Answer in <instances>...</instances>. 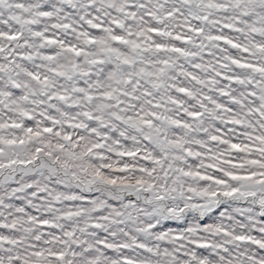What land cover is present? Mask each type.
<instances>
[{"label": "snow or ice", "instance_id": "1", "mask_svg": "<svg viewBox=\"0 0 264 264\" xmlns=\"http://www.w3.org/2000/svg\"><path fill=\"white\" fill-rule=\"evenodd\" d=\"M0 264H264V0H0Z\"/></svg>", "mask_w": 264, "mask_h": 264}]
</instances>
